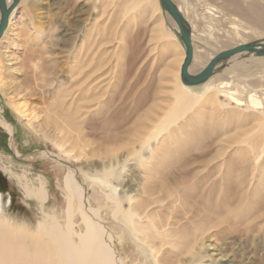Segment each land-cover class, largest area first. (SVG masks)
<instances>
[{
    "label": "bare ground",
    "instance_id": "6f19581e",
    "mask_svg": "<svg viewBox=\"0 0 264 264\" xmlns=\"http://www.w3.org/2000/svg\"><path fill=\"white\" fill-rule=\"evenodd\" d=\"M42 1L20 0L10 15L0 40V92L25 126L58 154L45 149L20 154L15 126L1 114L0 124L18 158L50 160L66 168V220L44 210L50 197L46 182L40 178L33 185L26 175L17 176L45 219L34 232L0 220V264H127L116 247V241L123 244L122 234L115 235L102 207L92 205L91 187L113 203L114 220L146 264H223L228 251L238 261L229 258L226 264H264V56L242 51L220 60L206 81L187 86L181 80L186 49L180 29L160 0H86L84 15L59 33L44 30L39 16L32 15ZM172 1L191 31L190 74L201 73L228 49L248 44L264 49V41H250L264 35V0H201L208 34H200L190 17L198 18L195 0ZM21 8L30 16L20 31L21 45L33 49L29 60L35 59L46 81L43 109L31 108L11 92L9 77L22 68L9 35ZM163 16L171 28L163 26ZM225 21L231 27L219 36L215 25ZM144 24L150 25L151 41L166 40L161 61L174 41L182 47L166 98L126 82L127 41ZM159 82L158 90L163 88ZM2 201L0 194V212ZM211 246L220 260L208 252ZM236 246L242 247L238 253Z\"/></svg>",
    "mask_w": 264,
    "mask_h": 264
},
{
    "label": "rangeland",
    "instance_id": "374dc122",
    "mask_svg": "<svg viewBox=\"0 0 264 264\" xmlns=\"http://www.w3.org/2000/svg\"><path fill=\"white\" fill-rule=\"evenodd\" d=\"M87 1L86 0L83 1L82 0H43L41 2V5L39 7L37 6L36 9L33 10L32 15L35 14L39 16L41 22L43 23L44 30L50 31V29L52 28L55 29L56 33H59L62 30L63 26L70 25L72 22H75L77 18L79 17L81 18L84 15L85 11L87 10L86 9L87 6L85 5V2L87 3ZM195 5H196V11H198L197 12L198 18H194L192 14L190 15V17L194 19L196 25L199 27L200 34L201 31L202 34L203 33L205 34V32L206 34H208L210 31L209 28L210 26L208 24V21H206L203 18L204 15H207L206 5L204 1L201 0L200 1L195 0ZM23 8H21L18 14L16 15L14 19L15 26L13 27L12 32L9 35V38L12 39L10 43H11V50L15 53L14 54L15 61L18 60L17 61L18 66L20 67V69L21 68L23 69V71L21 69V73L18 74L17 76L9 77V79L13 78L12 80L14 82L11 92L19 95L20 101H25L31 108L38 107L43 109L46 108L47 106L44 104L46 102V99L43 96L45 92H47L44 75L40 69L38 70L37 67L34 66L36 62L35 59L29 60L33 58L31 57L34 55L33 49L28 48L30 46L21 45V34H22L21 32L24 29L23 25L24 24L26 25L30 20V16H28L29 15L28 10L25 8L27 10L25 11ZM162 22H163V26L167 27L168 29L171 28L169 22L166 20L164 16ZM228 22L229 21H225L223 23L217 24L218 26L215 25V30L221 29L219 36H223L224 32L228 31L229 28L231 27V25ZM144 25L145 26L143 27H135L132 30V33L130 34L129 39L127 41V47L130 50L127 49L126 51L127 53H125L124 61H123L125 65L124 74H125L126 82L127 84H129V82H131L130 84H136L138 88H141L142 86V88H146L147 91H150L151 94L159 92L160 97L166 98L169 97L171 94V88L173 86L175 74L177 68L180 65V61L183 54L182 47L178 45L176 41H174V44L176 43V45L174 44L171 45L170 51L167 52V56L164 57L165 60L161 61L160 55H161L162 43H164L166 40L164 41L163 39H161L158 41L156 40L151 41V36L148 29L150 25H146V24ZM199 32L196 34L198 35ZM22 36L23 39L24 35ZM44 39L45 38H43L42 41ZM133 39H135V41L137 42H133L134 41ZM250 41L252 43L262 42L264 41V35H258V36L256 35V37H253L252 40ZM48 45L51 46V44H47V46ZM132 47H135V49ZM28 60L33 62L31 63ZM167 66L170 67L169 68L170 72L169 71L167 72L168 70ZM32 67L33 68L35 67L38 71H36V69H32ZM38 72L42 75L40 76ZM14 79L17 80L15 81ZM159 81H162V86H163V88L160 89L161 92L160 90L157 89V86L160 84ZM43 88L45 89V91H43ZM197 108L199 107H196V109ZM0 114L3 117H5L8 121L12 122L17 128L16 140H17L18 151L20 154H27V152H32L36 148L45 149L55 155L58 154L57 150L53 148L51 144L43 141L41 138H38L33 132L29 131V129L26 128L25 121L22 120L21 118L20 120L19 117L14 113V111L11 110V108L7 105L6 98L1 94V92H0ZM214 115L216 116L215 113ZM239 135H242V133L240 132ZM27 141H29L28 142L29 144H27ZM69 145L70 144L68 143L66 147L69 148L71 146ZM96 160L99 159L96 158L93 159V161ZM65 171L66 168L64 166H61L57 163L55 164V162L50 160H29V159L27 160V159L18 158L13 152V150L10 148L9 134L0 125V194L2 195V200H3L1 203V205L3 204L2 211L4 212L3 214H0V220H8L12 224L15 223L14 224L15 226H21L29 231L34 232L36 231L39 222L45 219V216L41 212L39 203H37L33 199H28L25 196L23 186L18 181L17 176L26 175L29 179V182L33 185H38V180L40 178L42 179V181L46 182L45 185L48 194L50 196L48 201L50 202L47 201V203H45L46 206H44V210L52 215H58L57 217L58 218L60 217L59 220L62 223L65 222L66 217L64 218V216H66V211L64 212V210L67 209V204H68V200H67L68 193L66 189H64L66 187ZM86 185L90 187L91 183L89 181H86ZM88 194H89L88 197L95 208L102 207L101 213H102V217H104L103 219L105 224L112 230V232L115 235L122 234L123 244L119 245L117 244L118 242L116 241V247L119 250L122 258L124 257L123 259H125L126 263L146 264L144 262V259H142L141 257V252L139 248L137 247V245L133 243L132 238H130V235L123 227H121V224L119 225L114 220L113 203L109 202L108 199L104 198L99 188L97 187H91ZM109 196L111 197V195ZM75 206L77 207L78 203H75ZM2 211L0 213H2ZM78 215L79 214H76L75 221L80 227V229L84 231L83 228L84 226L81 222V217L80 215L79 216ZM236 239H238V241H243L241 238H236ZM260 243L264 247V241ZM207 244L209 245L210 243L208 242ZM213 248L214 247L211 246L208 252L210 254H213L214 258L220 260L221 255H218L220 252L216 251L217 247H215L216 249H214V251ZM234 250H236V252L238 253L239 251L242 250V247L239 249L236 246ZM228 253L229 256L227 258L222 259L220 263L226 264L225 260L229 258H230L229 261L231 260L238 261V259L234 257L235 255L233 253L231 254L230 251H228ZM262 254H264V251L261 252V255ZM208 263L209 262L203 264H208Z\"/></svg>",
    "mask_w": 264,
    "mask_h": 264
},
{
    "label": "water",
    "instance_id": "95a60500",
    "mask_svg": "<svg viewBox=\"0 0 264 264\" xmlns=\"http://www.w3.org/2000/svg\"><path fill=\"white\" fill-rule=\"evenodd\" d=\"M160 1L163 4V6L168 10L170 15L175 20V22L177 23L180 29L182 42L186 49V58L184 60L181 71V80L184 85L194 86L206 81L213 75L215 67L220 60L228 59L231 56L240 53L242 51H254L258 53L260 56H264V49L259 50L258 45L255 44L241 45L238 47H234L232 49H228L216 55V57L207 65V67L201 73L197 75L190 74L189 68L194 59V47L192 43V36L188 22L172 0H160ZM19 3L20 0H14L12 5L8 6L6 0H0V13H1L0 40L3 37L5 31L7 30L12 11Z\"/></svg>",
    "mask_w": 264,
    "mask_h": 264
},
{
    "label": "crops",
    "instance_id": "0c3cea01",
    "mask_svg": "<svg viewBox=\"0 0 264 264\" xmlns=\"http://www.w3.org/2000/svg\"><path fill=\"white\" fill-rule=\"evenodd\" d=\"M1 114H2V113H1ZM2 115H3V114H2ZM3 116H4V115H3ZM4 118H5V117H4ZM5 119H6V118H5ZM19 119H20V118H19ZM6 120H7V119H6ZM20 120H21V119H20ZM7 121H8V120H7ZM9 122H10V121H9ZM10 123L13 124L12 122H10ZM0 125L2 126V124H0ZM13 125H14V124H13ZM14 126H15V125H14ZM2 128L7 132V130H6L3 126H2ZM26 128H27V127H26ZM15 129H16V130H15V138H14V139H15V142H16V144H17V140H16L17 128L15 127ZM27 129H28V128H27ZM29 131H30V130H29ZM7 133H8V132H7ZM8 134H9V133H8ZM9 136H10V134H9ZM28 142H29V141H27V144H29ZM36 149H39V148H36ZM36 149H35V150H36ZM17 150H18V146H17ZM28 153H30V152H27V154H28ZM29 160H45V159H38V158H36V159H29Z\"/></svg>",
    "mask_w": 264,
    "mask_h": 264
}]
</instances>
